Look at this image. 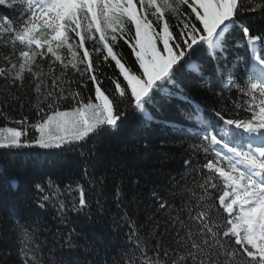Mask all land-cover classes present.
Instances as JSON below:
<instances>
[{"label": "snow or ice", "instance_id": "obj_1", "mask_svg": "<svg viewBox=\"0 0 264 264\" xmlns=\"http://www.w3.org/2000/svg\"><path fill=\"white\" fill-rule=\"evenodd\" d=\"M0 7L18 12L0 15V80L35 93L34 122L0 127V149L70 153L120 131L130 115L168 127L182 117L184 164L196 182L174 186L178 204L152 190L151 212L160 217L149 216L145 237L125 214L130 252L112 264H264V0H0ZM237 48L246 55L230 60ZM0 115L8 119L3 107ZM77 190L71 210L85 212L90 201L83 185ZM58 192L51 178H38L0 217V237L19 232L22 264H45L39 245L29 247L34 233L24 213ZM58 209L64 217L68 205L59 201ZM67 239L75 248L71 232ZM145 247L155 259L136 258Z\"/></svg>", "mask_w": 264, "mask_h": 264}, {"label": "trees", "instance_id": "obj_2", "mask_svg": "<svg viewBox=\"0 0 264 264\" xmlns=\"http://www.w3.org/2000/svg\"><path fill=\"white\" fill-rule=\"evenodd\" d=\"M17 14L16 9L0 7V15L15 17ZM119 50L127 57L126 47ZM245 55L243 48H237L229 53V59ZM208 67L211 71L213 65L210 63ZM243 68L244 64L237 62V70L242 72ZM105 71L112 75L107 66ZM228 95L237 99L235 90ZM5 101L0 107L5 109L8 119L0 115V126L16 127L13 121L23 117L34 122L35 93L28 84L17 90L6 87L0 80V102ZM175 118L176 127L158 121L145 126L139 116L130 115L120 131L70 153L50 154L37 148L0 149V217L7 216L12 203L19 199L15 193L21 188H30L38 178L44 181L51 178L54 188L59 189L52 203L42 209L29 208L24 213L27 217L23 221L25 228L34 233L29 247L39 245L38 255L45 264L58 258L72 264H112L113 259L119 260L130 252L126 245L130 226L125 222V214L135 221L138 234L145 237L152 230L149 216L160 217L159 213L151 212L156 206L152 190L163 193L165 198L175 197L174 202L178 204L180 196L174 186H192L196 182L195 174L184 164L187 153L182 147L184 138L180 129L185 124L180 123L182 117L179 115ZM33 136L34 133L29 132L28 138ZM90 149L89 155H80L81 152L89 153ZM195 159L193 157L194 164ZM69 185L71 190H67ZM77 185L84 186L85 198L90 201L85 212L71 210V204L78 197ZM117 189L120 199L116 196ZM28 195L31 196V192ZM59 201L68 205L64 217L58 209ZM61 219L65 222L61 223ZM69 232L76 245L71 249L67 239ZM18 235V230H13L6 238L0 237V264H22L24 256L20 254ZM150 244L156 247L154 240H150ZM144 252V256L137 253L136 258L142 261L156 258V253L149 248L145 247Z\"/></svg>", "mask_w": 264, "mask_h": 264}, {"label": "rangeland", "instance_id": "obj_3", "mask_svg": "<svg viewBox=\"0 0 264 264\" xmlns=\"http://www.w3.org/2000/svg\"><path fill=\"white\" fill-rule=\"evenodd\" d=\"M0 127H10V126H0Z\"/></svg>", "mask_w": 264, "mask_h": 264}]
</instances>
